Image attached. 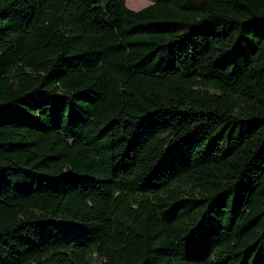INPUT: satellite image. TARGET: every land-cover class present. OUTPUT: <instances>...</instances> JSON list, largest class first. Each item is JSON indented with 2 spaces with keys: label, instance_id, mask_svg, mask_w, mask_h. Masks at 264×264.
I'll use <instances>...</instances> for the list:
<instances>
[{
  "label": "trees",
  "instance_id": "16d2710c",
  "mask_svg": "<svg viewBox=\"0 0 264 264\" xmlns=\"http://www.w3.org/2000/svg\"><path fill=\"white\" fill-rule=\"evenodd\" d=\"M0 0V264H264V0Z\"/></svg>",
  "mask_w": 264,
  "mask_h": 264
},
{
  "label": "rangeland",
  "instance_id": "374dc122",
  "mask_svg": "<svg viewBox=\"0 0 264 264\" xmlns=\"http://www.w3.org/2000/svg\"><path fill=\"white\" fill-rule=\"evenodd\" d=\"M152 3V0H126L125 6L131 11L140 10Z\"/></svg>",
  "mask_w": 264,
  "mask_h": 264
}]
</instances>
